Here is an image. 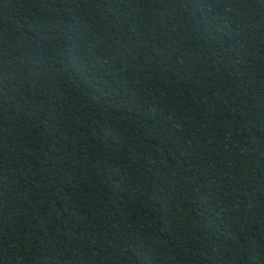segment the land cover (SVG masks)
<instances>
[{"label": "trees", "instance_id": "trees-1", "mask_svg": "<svg viewBox=\"0 0 264 264\" xmlns=\"http://www.w3.org/2000/svg\"><path fill=\"white\" fill-rule=\"evenodd\" d=\"M0 264H264V0H0Z\"/></svg>", "mask_w": 264, "mask_h": 264}]
</instances>
